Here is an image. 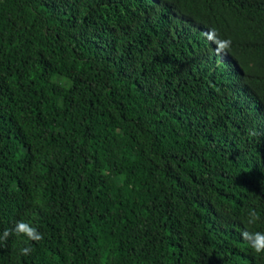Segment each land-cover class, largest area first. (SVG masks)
I'll list each match as a JSON object with an SVG mask.
<instances>
[{
  "label": "trees",
  "instance_id": "obj_1",
  "mask_svg": "<svg viewBox=\"0 0 264 264\" xmlns=\"http://www.w3.org/2000/svg\"><path fill=\"white\" fill-rule=\"evenodd\" d=\"M19 221L0 264H264V0H0Z\"/></svg>",
  "mask_w": 264,
  "mask_h": 264
},
{
  "label": "clouds",
  "instance_id": "obj_2",
  "mask_svg": "<svg viewBox=\"0 0 264 264\" xmlns=\"http://www.w3.org/2000/svg\"><path fill=\"white\" fill-rule=\"evenodd\" d=\"M258 219H259L258 214L255 213V211H252L249 214V219L247 223L253 224ZM12 234H15L17 236L25 235L29 240L35 242H39L43 239V234L40 233L37 228H34L23 221L17 222L16 226L13 229L5 230L3 236L0 237V242L6 241L7 238ZM242 236L250 244V246L253 247L255 252L264 253V244L259 243L260 240L264 239V233H259V232L254 233L249 230H245L242 232ZM30 252H31L30 247H25L21 249L22 255H28L30 254Z\"/></svg>",
  "mask_w": 264,
  "mask_h": 264
}]
</instances>
